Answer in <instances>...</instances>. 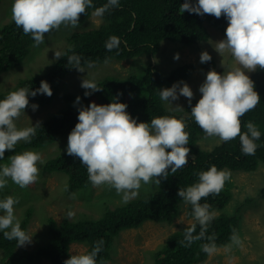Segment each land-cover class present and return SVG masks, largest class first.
<instances>
[{"label": "clouds", "instance_id": "clouds-1", "mask_svg": "<svg viewBox=\"0 0 264 264\" xmlns=\"http://www.w3.org/2000/svg\"><path fill=\"white\" fill-rule=\"evenodd\" d=\"M119 6L120 0H107V3L100 7H96L93 0H13L11 19L17 28H22L25 36H31L35 46H39L45 43L46 34L59 31L61 27L73 29L78 27L80 16L85 15L87 9L93 8L91 16L102 20L106 12ZM179 11L194 13L201 17L205 14L217 19L225 17L228 26L225 34L223 32L222 34L226 38L216 42L214 49L221 56L225 52L229 53L234 63L220 74L216 60L207 51H203L200 54V63H208L213 59L219 73L214 69L209 70L206 75L204 74L205 80L199 89H191L185 83L187 80L167 85L158 91L160 99L167 104V107L170 100L174 101L176 105L174 111L191 115L199 126V135L201 134L197 144L202 137H217L225 143L239 137L242 152L245 155H254L258 148L255 141L260 139L261 133L252 121L247 122L245 125L247 131L242 132L241 118L255 110L261 103L260 95L255 91L254 82L250 79L251 76L245 73L255 72L257 68L264 70V0H196L195 3L192 0H184ZM89 19L90 17L86 21L88 22ZM124 43L127 44L126 41ZM120 45L121 39L113 35L108 38L105 47L108 51H112L119 49ZM175 45L184 46L182 43L164 41L161 50L155 56H141L150 58L144 68L153 65L162 75L168 76L173 70L186 65L187 63L177 64L170 68L174 69L169 73L167 72L170 69L163 70L158 65L155 57L163 49ZM62 56V53L55 52L56 59ZM174 59L179 60L178 53ZM67 60L68 65H73L72 68L81 73L85 72L86 66L89 68L88 71L94 66L92 61H85V66H82L81 57L75 54L68 56ZM110 60L111 57H106L104 63L107 64ZM128 60L130 59L113 61ZM81 87L86 90L84 96L90 98L94 97L93 93L102 91L94 78L83 79ZM197 90L200 94L196 93ZM37 94L51 97L53 92L46 81H41L40 87L35 91L23 87L8 92L4 99H0V160L4 158L6 151H14L18 142L30 143L37 128L41 127L39 121L35 126L25 128H18L16 124L19 117L27 111L25 109L29 106L28 97H35ZM120 95L122 94L118 93L113 102L106 105L92 102L88 106H83L81 98H76L75 104L80 105L78 123L67 137L66 152L68 156L79 158L80 163L86 166L88 180L91 183L89 189L107 186L109 189H114L126 203L139 195L142 185H159L161 182L159 177L167 179L169 168L171 173H175L187 166L190 149L186 145L189 144L190 134L186 131V120L178 115L157 116L151 119L150 123H138L137 119L126 111L128 105L117 102ZM180 96L187 100L176 102ZM193 104L195 106H192ZM189 107L191 111H188ZM30 108L36 111L38 105L33 104ZM208 141L209 139L202 141V145ZM7 161L0 163V189L7 187L9 180L21 189L38 181L40 172L38 164L43 163L39 152L26 150L10 156ZM197 175V183L181 187L178 191L182 201L191 205V215L195 221L184 230V239L180 243L190 247L195 241L207 239L209 242L202 245V251L212 256L219 250L215 236L205 234L217 213L212 210L210 204H201L200 201L209 195H218L225 183L230 180L231 172L227 168L218 169L215 165H211L208 170L201 171ZM17 204L19 199L13 196L0 199V212L3 213L0 215V232H3L7 240H16L20 249L31 243L32 236L27 234V229L25 231L21 228V221L15 215ZM67 215L71 218L74 213L69 211ZM197 225L200 227V232L194 235ZM230 240L231 244L224 246L226 250L230 251L232 245L243 246L234 229ZM104 243L102 239L97 241L90 251L70 255L63 264H108L103 259L99 261L97 259Z\"/></svg>", "mask_w": 264, "mask_h": 264}, {"label": "trees", "instance_id": "trees-1", "mask_svg": "<svg viewBox=\"0 0 264 264\" xmlns=\"http://www.w3.org/2000/svg\"><path fill=\"white\" fill-rule=\"evenodd\" d=\"M192 2L195 3L196 0ZM93 3L96 7H100L107 3V0H93ZM183 3L184 0H120L119 8L111 9L104 14L101 26L84 34H76L68 40L69 47L49 73L41 77L22 79L13 89L0 93V99H4L8 92L23 87L35 91L40 87L41 81H46L53 95L29 96V106L25 111L33 104L50 105L57 96L61 95L59 91L61 83L76 70L72 68L73 65H68L67 60L68 56L73 54L81 57L82 66H85V61H92L96 69L104 63L106 57H111L110 61L135 59L141 56L153 57L161 50L164 41L195 45L209 41L211 29L225 34L228 26L225 17L217 19L207 14L201 17L194 13H181L179 8ZM93 11V8L87 9L86 14L80 16L79 23H87L86 20L91 17ZM113 35L121 39V45L119 49L108 51L105 44ZM32 45L31 36H25L22 28H17L15 23L0 29V74L23 64L32 50ZM196 69L194 63L186 64L164 76L153 65H148L146 68L137 67L129 72L127 77L107 75L97 83L102 91L92 95L97 97L98 105H106L112 103L120 93L122 95L117 102L127 104L126 111L137 119L138 123H150L151 119L157 116L173 114L167 104L160 99L158 91L167 85L188 80ZM212 69L219 73L213 59L201 65V71L205 75ZM250 79L254 82L255 91L260 95L261 103L255 110L246 113L241 118V122L242 132L247 131L245 125L248 121H252L261 133L260 139L255 141L258 148L254 155H245L242 152L239 137L227 143L222 142L210 151L202 150L197 144L201 135L198 132L199 126L191 115L187 116L186 113L180 112L178 116L186 120V131L190 134L189 144L186 145L190 149L187 166L175 173H171L169 168L168 178L159 177L160 184L143 192V197L135 198L115 208H105L97 219H64L58 222L54 218H47V242L34 250L20 251L16 240L9 241L4 238L3 232H0V250L3 253L0 264H27L41 260H47L51 264H63L72 255L70 248L73 243H86L89 245L87 251H90L101 239L105 243L97 259L108 262L112 256L114 243L122 232L139 229L148 222L169 224L174 222L181 214L182 206L185 205L178 196L179 189L197 183V173L208 170L211 165H215L218 169L227 168L231 172V178L218 195L212 194L200 201L201 204H210L215 212H222L216 215L205 235L215 236L218 248L230 244L233 229L239 235L244 207L242 204L235 214L225 212L234 199L233 173L254 174L264 169V70L257 68ZM62 96L65 98L66 106L40 121L41 127L37 128L31 142L23 141L16 145L12 151L14 154L30 148L42 150L68 137L78 123L80 105L75 104L76 98H81L83 106H88L91 101L90 96L85 97L82 91L66 92ZM188 111H191V107ZM43 173L63 174L67 178L65 190L69 194L84 190L91 185L86 166L80 163L79 158L68 156L66 150L46 161ZM0 199H3L1 192ZM186 212L193 218L191 205L186 204ZM32 213L31 208L22 218L20 223L22 230L26 231ZM187 227L171 234L165 244L152 253L153 264H206L209 255L202 251V245L209 242L207 239L195 241L190 247L180 243L184 239L183 232ZM199 232L200 227L197 225L194 235Z\"/></svg>", "mask_w": 264, "mask_h": 264}, {"label": "rangeland", "instance_id": "rangeland-1", "mask_svg": "<svg viewBox=\"0 0 264 264\" xmlns=\"http://www.w3.org/2000/svg\"><path fill=\"white\" fill-rule=\"evenodd\" d=\"M12 3L13 0H0V29L14 23L11 19ZM101 23V18L91 16L87 23L79 24L74 29L71 27H61L59 31L46 34L44 44L35 46V42L33 41L32 50L24 63H21L16 69L0 74V93L13 89L22 79L41 77L49 73L60 60V58L56 59L55 52L63 54L69 47L68 40L71 37L76 34L87 33L99 27ZM210 31L211 37L207 42L192 46L175 45L168 49H163L155 57L160 68L168 70L180 63H194L197 69L185 83L191 89H199L205 80V76L201 71L202 63H200V54L203 51H207L216 60L221 71L220 74H223L225 70L233 66V58L227 52L221 56L215 51V43L225 39L226 36L218 30L211 29ZM177 53L179 54V60L174 59ZM149 59L148 57H139L130 59L127 62L112 61L107 64H100L96 69L93 66L90 68V71L87 70L89 68L86 66L85 72L83 73L75 70L61 83L59 87L61 95L57 96L53 103L47 106L35 104L38 105L37 110L33 111L30 108L22 114L16 121L17 127H29L32 124H36L37 121L45 120L54 112L64 108L66 101L62 95L66 92L77 93L79 91H86L81 87L83 79L94 78L97 84L107 75L127 77L129 72L137 67H144ZM253 73L246 71L245 74L250 77ZM194 93L195 91H193ZM196 93L200 94L199 90ZM93 96V98H90L91 103L95 102L98 105L97 97L95 95ZM185 99L187 100V98L180 96L176 102H181ZM168 107L173 113L172 116H177L180 113L173 110L176 107L174 101L170 100ZM208 139L209 141L202 145V141ZM22 142H18L17 145ZM221 143L222 141L217 137H202L198 146L202 150H210ZM67 145L68 138H65L42 150L30 148L29 150L39 152L43 160V163L38 164L40 170L38 181L25 189H21L9 180L7 187L0 189L3 198L13 196L19 199V204L15 205V215L19 221L27 215L31 208L33 210L27 226V234L32 236V240L30 244L20 247V251L34 250L47 242V218H54L60 221L68 217V212L72 211L74 215L71 218L68 217L70 220H80L82 218L97 219L105 211V208H115L125 203L114 189H109L107 186L91 187V189L87 188L89 190L84 189L86 191L79 190L81 192L68 194L65 190L67 178L63 174H44L42 172L44 163L61 154L67 149ZM12 155H14L12 151H6L0 163H7L8 158ZM233 182L235 184L234 199L227 206L225 212L235 214L239 207L242 204L244 205L239 232L243 246L232 245L230 251L226 250V247L218 248L219 250L216 254L208 257L206 264H264V169L254 174L233 173ZM155 186L157 185H142L139 190V195L136 198L143 197V192L149 191ZM216 213L220 214L222 212ZM2 214L0 212V215ZM190 223H195V221L188 216L185 204L182 206L181 214L171 224L148 222L139 229L124 231L117 237L114 243L111 253L112 256L108 264H153L152 253L161 248L171 234L188 226ZM88 246L86 243H73L71 245V253L72 255L85 253ZM2 258L3 253L0 250V261ZM27 264L51 263L47 260H41L37 263Z\"/></svg>", "mask_w": 264, "mask_h": 264}]
</instances>
